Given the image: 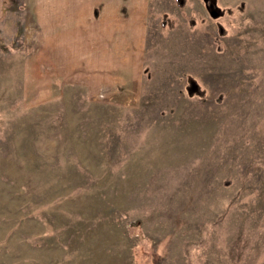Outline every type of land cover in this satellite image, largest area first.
Masks as SVG:
<instances>
[{"label":"rangeland","instance_id":"1","mask_svg":"<svg viewBox=\"0 0 264 264\" xmlns=\"http://www.w3.org/2000/svg\"><path fill=\"white\" fill-rule=\"evenodd\" d=\"M41 12L0 0V264H264V0H150L122 80H50Z\"/></svg>","mask_w":264,"mask_h":264},{"label":"crops","instance_id":"2","mask_svg":"<svg viewBox=\"0 0 264 264\" xmlns=\"http://www.w3.org/2000/svg\"><path fill=\"white\" fill-rule=\"evenodd\" d=\"M149 6L150 0H42L50 80L121 77L131 67L130 55L143 52Z\"/></svg>","mask_w":264,"mask_h":264},{"label":"trees","instance_id":"3","mask_svg":"<svg viewBox=\"0 0 264 264\" xmlns=\"http://www.w3.org/2000/svg\"><path fill=\"white\" fill-rule=\"evenodd\" d=\"M177 1H180V0H177ZM204 4H205V6H206V0H204Z\"/></svg>","mask_w":264,"mask_h":264}]
</instances>
